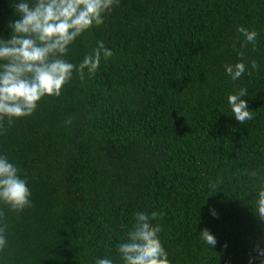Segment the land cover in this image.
<instances>
[{
  "label": "trees",
  "instance_id": "16d2710c",
  "mask_svg": "<svg viewBox=\"0 0 264 264\" xmlns=\"http://www.w3.org/2000/svg\"><path fill=\"white\" fill-rule=\"evenodd\" d=\"M18 2L0 0V37L10 38ZM103 19L63 59L79 65L98 41L113 55L93 75L74 71L59 96L0 130V156L31 193L20 212L0 201L6 239L126 240L137 213L155 212L160 240H203L204 229L216 240H264L255 213L264 189V0H118ZM239 26L257 33L255 45ZM241 61L246 70L233 81L225 66ZM240 88L252 113L243 124L228 103ZM124 242L7 241L0 264H124ZM161 244L170 264H264L256 251L264 241Z\"/></svg>",
  "mask_w": 264,
  "mask_h": 264
},
{
  "label": "clouds",
  "instance_id": "9594fccd",
  "mask_svg": "<svg viewBox=\"0 0 264 264\" xmlns=\"http://www.w3.org/2000/svg\"><path fill=\"white\" fill-rule=\"evenodd\" d=\"M118 0H20L12 7L19 19L8 24L10 38L0 37V130L5 121L11 125L14 119L33 114L38 101L44 96H59L63 86L77 72L84 78L85 70L95 74L102 57L110 58L113 53L102 41L92 53L86 55L79 65L63 59L69 46L93 26L104 23V15ZM245 43L255 45L257 33L243 26L237 28ZM243 57V53H239ZM255 60L251 68L258 70ZM246 70L244 62L226 65L225 71L233 81ZM247 89L240 88L228 95V103L235 119L243 124L252 119L247 101ZM71 123V121H67ZM256 173L253 172L252 176ZM30 191L27 181L18 175V169L7 156H0V201L12 211L20 212L29 207ZM256 215L264 220V189L256 201ZM4 213L0 211V216ZM215 215V212H213ZM157 213L136 214V223L126 234V242L117 245L124 264H170L168 253L159 239L160 226L153 225ZM6 225L0 227V251L7 247ZM201 238L207 245L214 246L216 238L204 229ZM258 257H264V249L257 246ZM96 264H113L108 258L97 259Z\"/></svg>",
  "mask_w": 264,
  "mask_h": 264
}]
</instances>
